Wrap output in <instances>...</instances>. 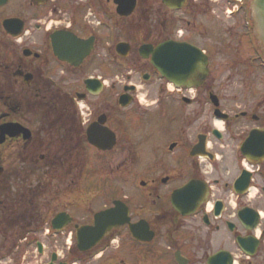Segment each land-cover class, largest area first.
<instances>
[{
  "label": "flooded vegetation",
  "instance_id": "af4514ba",
  "mask_svg": "<svg viewBox=\"0 0 264 264\" xmlns=\"http://www.w3.org/2000/svg\"><path fill=\"white\" fill-rule=\"evenodd\" d=\"M141 7L143 44L199 49L204 78L176 87L138 50L123 83L136 42L126 58L105 51L115 0H0V264H264V59L249 2L137 0L131 16ZM117 207L128 220L81 249L79 230Z\"/></svg>",
  "mask_w": 264,
  "mask_h": 264
},
{
  "label": "water",
  "instance_id": "95a60500",
  "mask_svg": "<svg viewBox=\"0 0 264 264\" xmlns=\"http://www.w3.org/2000/svg\"><path fill=\"white\" fill-rule=\"evenodd\" d=\"M115 1L118 4L117 12L122 16L131 15L137 5V0ZM248 1L253 21V32L264 56V0ZM12 21L14 20H7L6 25ZM73 43L76 44V41ZM116 50L122 57H127L131 51V46L127 42H120ZM57 53L63 60H71L69 51L62 50L59 41L57 42ZM140 53L145 58L151 57L152 63L162 76L168 78L176 86L192 84V80L204 78L207 71V59L199 49H192L187 44L163 43L156 48L153 45L144 44L140 48ZM129 102L125 96L122 97L123 106H127ZM91 142L100 146L95 138L91 137ZM192 187L190 184L188 187L177 191L174 196L189 195L188 190ZM124 212L125 210H120L117 207L97 213L94 226H85L79 230L78 239L81 249L87 250L93 247L103 239L108 230L127 221ZM137 236L142 237L141 234Z\"/></svg>",
  "mask_w": 264,
  "mask_h": 264
},
{
  "label": "rangeland",
  "instance_id": "374dc122",
  "mask_svg": "<svg viewBox=\"0 0 264 264\" xmlns=\"http://www.w3.org/2000/svg\"><path fill=\"white\" fill-rule=\"evenodd\" d=\"M146 0H141V4H145ZM145 10L144 7H141V10L138 14H135L130 17L120 18L117 16L116 10L115 11H106L102 13L103 22H104V46L105 51H113L115 50L116 45L120 41H132L136 42L134 44L133 54L129 59L122 61L121 64V77L123 83L126 81V77L130 74L131 69L134 67V64L131 61L139 56L138 50L140 46L144 43V39L146 36V24H145ZM117 25V26H116ZM116 26V29H115ZM123 60V59H122ZM106 71L108 72V66H106ZM108 74V73H107ZM109 78V77H107ZM164 79V78H163ZM163 79L158 75L153 81L155 84L163 83ZM137 84L141 87L140 92L142 93L141 97H144L145 101L143 103L146 104L151 102L150 95L147 94V90L149 89L146 87L142 82L137 81ZM150 85V84H149ZM143 104V105H144ZM131 114V113H129ZM91 161L94 163L98 162L99 156L91 153ZM138 168V167H137ZM126 188L122 185H117L113 187V190L110 193H106V196H121L125 193Z\"/></svg>",
  "mask_w": 264,
  "mask_h": 264
}]
</instances>
